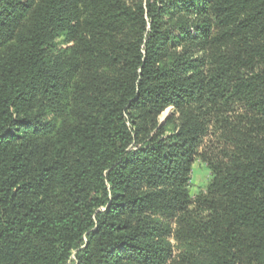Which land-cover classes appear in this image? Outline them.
Listing matches in <instances>:
<instances>
[{"label":"trees","instance_id":"trees-1","mask_svg":"<svg viewBox=\"0 0 264 264\" xmlns=\"http://www.w3.org/2000/svg\"><path fill=\"white\" fill-rule=\"evenodd\" d=\"M0 264H264V0H0Z\"/></svg>","mask_w":264,"mask_h":264},{"label":"rangeland","instance_id":"rangeland-1","mask_svg":"<svg viewBox=\"0 0 264 264\" xmlns=\"http://www.w3.org/2000/svg\"><path fill=\"white\" fill-rule=\"evenodd\" d=\"M170 112H171L170 109H168L161 115L160 117L161 123L166 120ZM210 180H211V173L207 168V166L201 162H196L192 168V180H191L192 195H196L197 193L204 191L208 186ZM171 243L174 247H176L174 241H171Z\"/></svg>","mask_w":264,"mask_h":264}]
</instances>
